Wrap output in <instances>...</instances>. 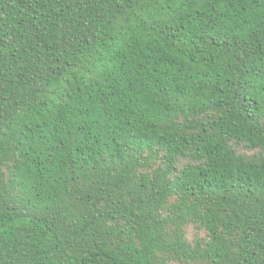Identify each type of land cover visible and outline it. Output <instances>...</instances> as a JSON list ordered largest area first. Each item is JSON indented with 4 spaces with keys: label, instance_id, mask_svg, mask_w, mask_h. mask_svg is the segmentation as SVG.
Here are the masks:
<instances>
[{
    "label": "trees",
    "instance_id": "obj_1",
    "mask_svg": "<svg viewBox=\"0 0 264 264\" xmlns=\"http://www.w3.org/2000/svg\"><path fill=\"white\" fill-rule=\"evenodd\" d=\"M0 264H264V0H0Z\"/></svg>",
    "mask_w": 264,
    "mask_h": 264
}]
</instances>
